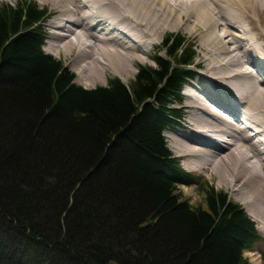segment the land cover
I'll use <instances>...</instances> for the list:
<instances>
[{
    "label": "trees",
    "instance_id": "16d2710c",
    "mask_svg": "<svg viewBox=\"0 0 264 264\" xmlns=\"http://www.w3.org/2000/svg\"><path fill=\"white\" fill-rule=\"evenodd\" d=\"M48 16L0 6V264H249L254 223L207 182L191 204L164 139L194 44L168 34L130 87L86 90L44 53Z\"/></svg>",
    "mask_w": 264,
    "mask_h": 264
},
{
    "label": "bare ground",
    "instance_id": "6f19581e",
    "mask_svg": "<svg viewBox=\"0 0 264 264\" xmlns=\"http://www.w3.org/2000/svg\"><path fill=\"white\" fill-rule=\"evenodd\" d=\"M52 2L60 7L63 15L54 26L59 13L53 10L56 12V18L51 24L54 30L53 42L46 47V52L50 55L60 51L65 55L75 52L78 55L74 62L75 69L90 81L99 79L104 72L129 71L135 59L130 53L137 54L134 64L141 61L143 56L149 57L159 37L152 43L147 42L146 46L140 40L150 36L159 25L167 26L168 21L175 26L182 17L180 12L175 15L177 8L188 15L185 23L194 20L204 29L201 43L208 48V63L205 65L201 52L204 73L202 79L190 87L186 94V107L189 110L186 130H182L172 140L170 149L184 161L187 170L195 172L199 167L192 163H204L226 182L229 180L226 174L230 173V179L245 185L242 192L252 199L256 215L264 217V207L262 210L260 206V193L264 188V79H259L251 71L256 68L264 74V36L260 39L256 37L257 32H263L261 22L257 27L253 20L258 16L252 18L245 9L246 6L252 8L254 15L257 9L264 8V0ZM192 13L194 16L190 15ZM241 16L252 19L255 30ZM131 22L140 29L141 35L131 26ZM135 22L143 23L146 31ZM181 31L186 33L183 29L170 32ZM218 52L227 57V62L224 59L222 61L226 65L221 66L216 62ZM231 66H235L238 71L223 75L226 76L224 78L213 77V72L222 73L225 67ZM243 106H246L245 109ZM242 111H246L245 115L241 114ZM198 126L208 127L201 129L216 127L222 134H208L198 130ZM227 192L231 194L229 190Z\"/></svg>",
    "mask_w": 264,
    "mask_h": 264
},
{
    "label": "rangeland",
    "instance_id": "374dc122",
    "mask_svg": "<svg viewBox=\"0 0 264 264\" xmlns=\"http://www.w3.org/2000/svg\"><path fill=\"white\" fill-rule=\"evenodd\" d=\"M23 1H30V0H0V6L3 5L2 3H6L5 5H14V4H17V3L23 2ZM30 2L37 3L40 7L47 9L54 16H56V14H55L56 12L55 11H58L59 17L57 18V20L53 24L54 26L57 25L58 20L61 18V16L63 14L60 11V7L57 6V5H54L52 0H45V1L44 0H31ZM106 3H109V1L106 2ZM165 4L167 6L168 2H166ZM46 5H48L49 7L46 6ZM109 9H110V7H109ZM245 9L248 11V14L252 18H254L255 15L258 16V17H255L254 20H253V23H255V25L257 27H259L260 22H261V28H262L263 32H257V34H256V37H258L260 39L262 36H264V8H262L261 10L256 8L257 10H256V12H254V15H252L253 14V11L251 10L252 8L246 6ZM53 10H55V11H53ZM178 12H180L182 14V17L175 24V26H173V24L170 21H168L167 26H165V27L161 26L160 27V25H159L158 27H156V29L154 30V32L150 36H147V37L143 38L142 40H140V42H142L144 44V46H146L147 42H151L152 43V41L156 40L159 37V39L157 41V45L150 50V56L149 57H146V56L141 57L142 60L137 62L136 63L137 65L134 64V62H136V60H137V57H136L137 54L130 53L133 56L132 58L135 57V59L131 62V66H129V71H124L122 73L104 72L101 75V77L99 76L100 77L99 79L97 78V79H94L93 81H90V80L86 79V77L82 73H78V71L75 69L74 62H75V58L78 56L75 52H71V54H69V55H65L61 51L57 52V53L55 52V54H53L54 56L50 55L51 54L50 52H49L50 54H48L46 52L47 51L46 47H48V45H50L52 43V34L54 32L52 30L51 26H50L51 22L54 21L53 20V18H54L53 16H52V19L47 23V25H45L46 31L48 32V35H49L50 38H49V41H48L47 45L44 47V52L46 54L54 57L56 60L62 62L64 64V66L66 68H68L76 76L75 84L80 86V87H82V88H84V89H86V90H91V89H94L96 87L105 86L106 85V81L108 79H112V78H119L121 81L122 80L124 81V82L122 81L123 84H125L126 86H130L132 84L133 80H134V76H135V73H136V67L138 65L152 66L151 57H153V53L155 51H157L159 45L161 44V41H162L164 35L167 34V33H181L188 40H190L192 43H194L196 45V50H197V54H198V59H197V63L196 64H198L201 67V70L198 72V77L193 82V84H194V83H197V81L200 80V78H202V75L204 73V63H203V60H202V53L201 52H203V59H204L205 65H207V63H208V58L206 56V53H208V48H207L206 44H202L201 43V40H203L201 34H202V31L204 29L201 28L197 24V22L194 21V20H189V22L185 23V21H187L186 17L188 15L186 13H184L180 8H177L175 15H177ZM76 14L78 16L77 12H76ZM190 15L194 16L193 13L190 14ZM242 18L247 21V24L252 28V30H255V28L252 25V19H247V18H244V17H242ZM135 23H137L138 26H141L142 29L144 31H146L145 28H144V24L143 23L142 24H140L139 22H135ZM131 26L136 29V32L139 35H141L140 32H139L140 29L137 28L135 25H133L132 22H131ZM180 29L185 30L187 34L185 32H183V31H181V32H170V31H178ZM167 31H169V32H167ZM251 33H252V35L254 34L253 32H251ZM162 34H164V35H162ZM228 41H230V37H228ZM217 55H218V57H217ZM224 57H226V56H223V55H221V52L220 53L218 52V53H216L215 60H216V62H219V65H221V66L222 65H226V63L222 62L223 59L226 60V62H227V57L226 58H224ZM238 63L241 64L239 62V60H238ZM133 65H136V66L132 67ZM236 70L237 69H236L235 66H231L230 68L225 67V69H223V71H225V72L216 73V74H214V72H213L212 74H213V77L220 76V77H216V78H221V77L224 78L226 76H223V75L229 74L232 71H236ZM253 71H254V69H252V73H253ZM106 73H109V74L106 75L105 77H103V75L106 74ZM255 73H254V75H256L259 79L263 78L262 77V73H256V74ZM227 87H230V86L227 85ZM187 92H188V87L185 88L184 94L186 95ZM191 103H194V101H191ZM245 107L246 106H243L244 109H245ZM185 108H186V103H185ZM188 112H189V110L187 108L186 112H185V114H186L185 119L177 127V130H174L173 133H166V135H167V143H168L169 149H170V146L172 144V139H174L176 137V135H179L181 130H184V129L186 130L185 125H187V123H188V118H187L188 117ZM245 112L242 111L241 114L245 115ZM254 113L255 112H253V114ZM225 115H227V114L225 113ZM233 122L235 123L234 120H233ZM197 128H198V130H200L201 128H208V127L198 126ZM201 130L206 131L208 134L212 133L215 136H218V135L222 134L219 131V128H216V127L212 128V129H201ZM233 134H234V132H233ZM173 155L175 157H177L175 153H173ZM185 157L188 158V156H185ZM188 161H191V160H188ZM180 164H181L182 169L185 172L191 173L192 175H196V176L199 177V179L197 178V181H196L197 184L204 183L205 180L208 181L209 183H211L213 185V187L217 191L223 192L226 195H228L229 199L233 203L240 205L245 210V212L248 214V216L255 223L256 229H257V231H258V233H259V235L261 237V240L250 251L245 252L244 253V257L249 262V264H262L261 259H260V255L264 251V217L260 216V215L259 216L256 215V213L253 211V208H252L253 201H252V199L250 198L249 195L248 196H247V194L244 195V193L242 192V188L245 187V185L242 184V183H235L233 178L230 179V175H231L230 173L226 174L227 177L229 178L228 182H226L225 179L222 180V178H220V176L218 174H216V172L213 170V168H211L210 166H208V165H206L204 163H192L193 165L199 167V168H196L194 170L195 172L187 170L184 162L180 161ZM221 170L223 171V169H221ZM242 180L245 183H247V180H245L243 178H242ZM261 188H263L262 185H261ZM226 189L229 190L231 194H229ZM262 191H264V188L262 189ZM262 191L260 193V195H261L260 196L261 197L260 198V206H261V208L264 207V200H263L264 196L262 195ZM181 192L183 193L184 197H186V198H188L190 200L191 203H195V202L199 201V198L197 196L198 192H196L194 187H192V188L182 187ZM263 194H264V192H263ZM250 201H251V203H250ZM262 210H263V208H262ZM263 215H264V210H263Z\"/></svg>",
    "mask_w": 264,
    "mask_h": 264
}]
</instances>
